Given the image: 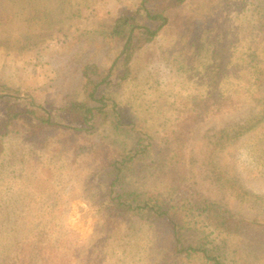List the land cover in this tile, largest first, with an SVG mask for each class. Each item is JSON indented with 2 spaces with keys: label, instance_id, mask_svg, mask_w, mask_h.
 Masks as SVG:
<instances>
[{
  "label": "rangeland",
  "instance_id": "374dc122",
  "mask_svg": "<svg viewBox=\"0 0 264 264\" xmlns=\"http://www.w3.org/2000/svg\"><path fill=\"white\" fill-rule=\"evenodd\" d=\"M198 1L205 6L196 11L205 19L189 18L193 25L173 28L152 46L149 59L141 60V74L125 85L120 99L146 118L149 127L169 130L177 123L180 107L192 96L233 90L240 79L254 82L255 74L247 76L250 68L241 64L261 62L258 88L252 84L254 99L236 111L205 117L187 129V172L184 183L179 180L183 188L175 200L184 198L192 206L185 211L191 231L202 226L195 207L205 199L228 209L235 218L247 220L240 233L233 234L234 258L264 264V119L255 123L264 100V18L260 20L264 0ZM139 2L0 0V94L4 86L17 88L23 99L34 98L54 110L79 97L83 66L93 62L105 67L119 48L104 32L123 9ZM196 5L190 0L184 13L194 11ZM249 123L254 127L238 134ZM22 142L21 137L15 138L13 146ZM66 155L59 156L63 173L55 180L43 169L44 160L33 157L31 151L25 154V161H19L18 154L3 169L21 172L34 163L28 170H35L36 180L50 177L48 186L59 192L61 207L67 209L65 223L84 242L81 251L93 246L95 264H158L173 241L169 230L158 223L119 224L106 218L97 178L90 170L97 161L79 157L71 163ZM37 183L31 190H39ZM16 184L20 183L0 187H7L16 197Z\"/></svg>",
  "mask_w": 264,
  "mask_h": 264
},
{
  "label": "trees",
  "instance_id": "16d2710c",
  "mask_svg": "<svg viewBox=\"0 0 264 264\" xmlns=\"http://www.w3.org/2000/svg\"><path fill=\"white\" fill-rule=\"evenodd\" d=\"M189 1L140 0L134 8L123 9L104 32L109 42L118 43L113 58L105 67L85 64L79 97L56 110L34 98L23 99L19 89L4 86L0 94V185L20 184H16V197L7 187H0V264H95L93 246L80 250L84 242L65 223L67 209L61 207V195L48 186L50 177L55 180L63 173L59 156L66 154L71 163L79 157L97 161L90 170L97 178L106 218L119 224L158 223L169 230L173 241L158 264H246L234 258L230 245L233 234L240 233L247 220L237 219L228 209L205 199L195 207L202 226L191 231L185 211L193 208L184 198L175 200V195L183 188L187 172V129L213 114L236 111L254 99L252 84L257 86L261 62L241 64L250 68L247 76L255 74L254 82L240 79L233 90L192 96L180 107L177 123L169 130L149 127L146 118L120 99L125 85L141 74V60L149 59L152 46L173 28L193 25L189 18L205 19L196 11L201 5L198 0L194 11L184 13ZM163 58L167 59L166 55ZM262 102L255 123L264 119ZM253 127L246 124L238 134ZM20 137V148L13 146ZM29 151L44 160L43 169L50 175L47 181L36 180L35 170H28L34 163L21 172L3 169L9 168L18 154V160L25 161ZM36 182L41 185L39 190H31Z\"/></svg>",
  "mask_w": 264,
  "mask_h": 264
}]
</instances>
